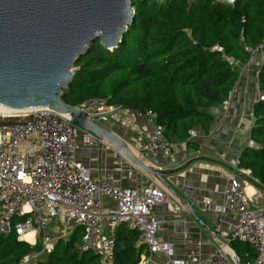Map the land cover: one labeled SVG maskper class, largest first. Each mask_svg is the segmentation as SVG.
<instances>
[{
    "label": "trees",
    "instance_id": "obj_1",
    "mask_svg": "<svg viewBox=\"0 0 264 264\" xmlns=\"http://www.w3.org/2000/svg\"><path fill=\"white\" fill-rule=\"evenodd\" d=\"M129 2L133 19L121 42L111 51L99 40L91 43L76 59V72L60 97L68 106L100 99L107 107L136 113L150 110L157 115L167 141L191 145L188 131L209 133L211 110L227 100L237 82L238 67L248 61L240 37L249 47L264 46V0ZM214 46L223 52L212 50ZM258 88L264 93V61L258 71ZM252 117L250 138L258 148H246L239 161L251 170L256 187L264 188V99L253 105ZM55 227L52 224L50 231ZM135 237L123 225L117 227L114 264H139L146 249L133 247ZM81 238L82 229L74 227L35 264H98L94 254L80 252ZM235 245L247 255L246 261L239 258L241 264H253L256 256L251 246L238 241L230 244ZM40 248L39 241L30 246L17 241L14 234L0 236V264H21L23 256Z\"/></svg>",
    "mask_w": 264,
    "mask_h": 264
},
{
    "label": "built area",
    "instance_id": "obj_2",
    "mask_svg": "<svg viewBox=\"0 0 264 264\" xmlns=\"http://www.w3.org/2000/svg\"><path fill=\"white\" fill-rule=\"evenodd\" d=\"M239 41L249 56L247 63L255 62L260 68L264 46L249 47L243 37ZM212 50L223 52L219 46ZM228 98L223 104H227ZM77 107L89 115H100L99 122H104L106 114L114 109L100 99L87 100ZM138 114L146 118L150 131L144 132L137 126ZM118 123L134 130L138 140H143L135 146L140 157L171 155L174 144L166 140L152 111L125 110ZM75 135L69 117L47 107L12 114L0 112V236L14 234L17 241L30 246L39 241L41 245L39 251L23 256L21 264H35L52 250L56 238L66 237L67 224L82 229L80 252H91L98 264H114V237L121 225L135 233V249L143 247L149 253H161L166 264H231L226 254L234 241L249 244L256 256L253 264H264V190H257L252 197L245 193V186L257 184V180L250 169L241 167L239 159L225 174L222 203L215 204L209 198L199 202L202 213L233 216L234 227L219 231L222 244L210 257L181 260L174 257L169 243L158 239V221L152 209L165 206L170 212L180 213L184 208L172 203L168 193L156 184L124 189L114 187L108 177L93 179L89 170L75 159ZM195 137L196 131H188V139ZM104 143L83 131L82 147L96 148ZM248 147L258 148L252 139L248 140ZM105 198L113 200L115 207H105ZM54 221L61 228L57 237L50 231ZM27 234L32 235V242L24 238Z\"/></svg>",
    "mask_w": 264,
    "mask_h": 264
},
{
    "label": "crops",
    "instance_id": "obj_3",
    "mask_svg": "<svg viewBox=\"0 0 264 264\" xmlns=\"http://www.w3.org/2000/svg\"><path fill=\"white\" fill-rule=\"evenodd\" d=\"M261 55L264 61V49ZM238 71V79L227 104L211 110L213 123L209 133L196 131V137L192 139L191 145L184 142L174 144L169 157L139 156L135 146L137 142L142 144L143 140H138L134 130L123 128L118 123L119 118L125 114L124 109L107 115L106 120L100 122L107 130L117 135L141 162L149 168L159 170L161 178L171 192L151 175L135 166L132 168L131 164L109 144L104 143L96 148L82 147L81 129L76 131L74 137V142L78 146L75 159L89 170L93 179L108 177L114 187L124 189L156 184L168 193L172 203L188 205L191 212L184 208L183 212L173 213L165 206H155L152 209L158 221L157 237L171 245L177 259L194 257L204 260L210 257L222 244L219 231L232 230L236 221L231 215L200 212L199 202L202 198H209L215 204L222 203L225 174L231 164L239 159L241 153L249 148L248 140L251 139L250 131L254 123L252 108L257 101L264 99V93L258 88L259 67L255 62L239 66ZM136 124L144 132L151 129L143 115L138 114ZM259 189L264 190L263 187L257 188L255 183H249L244 190L252 197ZM103 203L108 209L115 207L111 199L105 198ZM103 227L107 228L105 225ZM235 256L240 264V259L246 261L247 258L238 245L230 246L226 254L231 264H235ZM142 262L166 264V258L161 253L153 254L143 249L139 264Z\"/></svg>",
    "mask_w": 264,
    "mask_h": 264
},
{
    "label": "water",
    "instance_id": "obj_4",
    "mask_svg": "<svg viewBox=\"0 0 264 264\" xmlns=\"http://www.w3.org/2000/svg\"><path fill=\"white\" fill-rule=\"evenodd\" d=\"M129 1L0 0V106L18 112L47 107L68 116L73 133L77 128L102 139L171 192L161 172L100 124V115L68 106L60 97L76 72V59L91 43L99 40L111 51L121 42L133 19ZM121 109L116 106L106 115ZM234 263L240 264L236 256Z\"/></svg>",
    "mask_w": 264,
    "mask_h": 264
},
{
    "label": "rangeland",
    "instance_id": "obj_5",
    "mask_svg": "<svg viewBox=\"0 0 264 264\" xmlns=\"http://www.w3.org/2000/svg\"><path fill=\"white\" fill-rule=\"evenodd\" d=\"M77 132L79 131V129H75ZM53 224H55V225H57V222L56 221H54L53 222ZM71 227H72V225L71 224H67L66 226H65V234H66V237H64L63 239H65V238H67L68 236H69V233L71 232ZM74 228V227H73ZM54 230V235H55V237H57V235L59 234V233H61V228L60 227H58V229H57V227H55V229H53ZM58 230V231H57ZM68 234V235H67ZM56 239H58V238H56ZM53 249V248H52ZM51 251V250H50ZM49 251V252H50ZM48 252V253H49ZM47 252L45 253V254H48ZM43 258V257H42Z\"/></svg>",
    "mask_w": 264,
    "mask_h": 264
},
{
    "label": "bare ground",
    "instance_id": "obj_6",
    "mask_svg": "<svg viewBox=\"0 0 264 264\" xmlns=\"http://www.w3.org/2000/svg\"><path fill=\"white\" fill-rule=\"evenodd\" d=\"M0 112L1 113H4V114H12L14 112H18V111H12V110H9L7 108H4L2 106H0ZM20 112V111H19ZM27 241L29 242H32V235L31 234H27L25 237H24Z\"/></svg>",
    "mask_w": 264,
    "mask_h": 264
}]
</instances>
